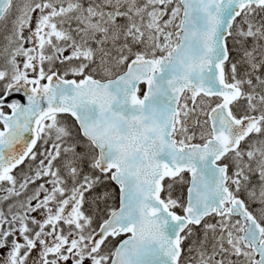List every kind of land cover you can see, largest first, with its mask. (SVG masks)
<instances>
[{
	"label": "snow or ice",
	"instance_id": "6c2138e0",
	"mask_svg": "<svg viewBox=\"0 0 264 264\" xmlns=\"http://www.w3.org/2000/svg\"><path fill=\"white\" fill-rule=\"evenodd\" d=\"M0 264H264V0H0Z\"/></svg>",
	"mask_w": 264,
	"mask_h": 264
}]
</instances>
